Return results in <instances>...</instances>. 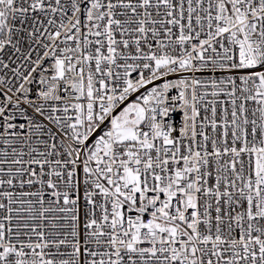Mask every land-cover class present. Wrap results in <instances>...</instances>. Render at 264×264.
Wrapping results in <instances>:
<instances>
[{
	"label": "snow or ice",
	"instance_id": "obj_1",
	"mask_svg": "<svg viewBox=\"0 0 264 264\" xmlns=\"http://www.w3.org/2000/svg\"><path fill=\"white\" fill-rule=\"evenodd\" d=\"M0 264H264V0H0Z\"/></svg>",
	"mask_w": 264,
	"mask_h": 264
}]
</instances>
